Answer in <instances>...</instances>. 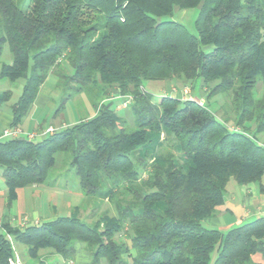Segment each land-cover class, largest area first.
Returning a JSON list of instances; mask_svg holds the SVG:
<instances>
[{"label": "trees", "instance_id": "1", "mask_svg": "<svg viewBox=\"0 0 264 264\" xmlns=\"http://www.w3.org/2000/svg\"><path fill=\"white\" fill-rule=\"evenodd\" d=\"M198 6L196 35L170 20L175 9ZM4 44L11 63L0 62V78L23 81L12 128L63 64L77 91L93 86L102 97L92 116L68 127L0 139L6 207L17 189L45 184L65 153L81 193L108 201L115 214L86 223L76 207L22 229L4 220L0 264L13 257L7 234L33 260L47 250L72 262L79 242L91 251L87 264H261L252 256L264 259V216L226 232L202 222L224 204L230 179L256 184L264 198V0H0V55ZM166 79L197 85L206 101L229 100L225 116L198 105L197 95L154 98L142 86ZM10 98L0 92V106ZM120 109L130 110L133 129Z\"/></svg>", "mask_w": 264, "mask_h": 264}, {"label": "rangeland", "instance_id": "2", "mask_svg": "<svg viewBox=\"0 0 264 264\" xmlns=\"http://www.w3.org/2000/svg\"><path fill=\"white\" fill-rule=\"evenodd\" d=\"M15 1L20 7H23L24 3L26 2V0ZM199 13L200 6L189 9H175L170 20L182 24L190 34L196 35L197 32L195 28V20L197 19ZM207 49H209V46L206 47V50ZM0 62L5 64L11 63V54L7 44H4L2 48ZM61 69L59 73L57 71L56 74L50 73L47 76L39 91V94L44 97L42 98V105L39 104L37 106H32L28 115L22 118V122H25L27 118H30L34 114L37 119H40V122L43 126L46 127L50 124L57 126L60 121L64 120L66 123L70 124L74 121V119L80 120L94 113L95 105L98 104L99 100L102 98L98 89L91 86L89 90L77 91L76 80L74 79L73 81L71 79L66 78V76L72 75V70L69 65L63 64L61 66ZM22 85V80H18L14 83H11L6 78H0V92L6 90L11 91V98L8 100V102L3 103L0 106L1 111H5L8 113L11 112V105L16 101V99L20 95ZM142 86L146 91L151 93L154 98H159L160 96H171L183 99V97L186 98L187 95L192 98L197 95L198 99H202L205 103H207L209 109L214 112L217 118H223V116H225L223 114L224 107H228L230 103V101L227 99L225 101L223 99L224 97L222 98L221 95L214 96L210 98V100L206 101V93L202 90H199V87L197 85H195L193 90H191V87L188 84L183 87V83L175 79L145 80L142 82ZM183 90H186L188 92L186 96H183ZM256 91V97H259L261 92ZM58 109H60L58 112L59 116H57L58 113L56 112ZM117 115L124 118L126 127L128 129H133L134 121L129 109L117 110ZM227 116L229 118V122L227 124L232 127L234 119L233 113L229 111L227 112ZM258 139L264 142V135H260ZM68 157L69 155L65 153L56 154L54 166L52 167V169H50L48 173V182L46 183V185H41L38 189V191L41 192L49 191L47 189L49 187H56L54 190H59V196L63 197L62 207L57 206V203L54 200H51V203L57 206V215L61 217L69 216L71 212L75 209L74 207L76 206L78 207L79 219L86 223H91L92 220L94 221L95 219L102 216L104 213L114 215L115 211L113 205L110 204L108 201L99 198H89L84 196L83 193H80L81 191L79 189L78 180L73 169H71L69 165ZM251 185L256 188L258 196L261 198V201L264 205V198L259 193L257 185ZM242 187L246 186H239L235 183L233 179H230L226 185L224 192L225 204L219 207V210H223V208L226 206L232 208L233 215L239 216L240 213L242 214L244 208V205L242 203L243 197L242 195H240V188ZM24 190L25 192L31 191V189L26 187L24 188ZM75 192H78L80 194V198L78 200H76L77 198ZM42 198L43 197L40 196L36 199H33L28 197L26 194L24 200L20 199V202L23 205L27 216L30 217L32 220H35L33 216L35 212H40L39 209L44 207ZM63 204H66L65 206L67 207L65 208ZM258 204L261 203L255 201L253 202L252 206L248 209L253 210ZM32 206L35 208L38 206L39 209H36V211L34 212ZM238 208L240 209L238 210ZM5 212H8V208L5 207V196L2 195L0 196V217L1 215H4L3 213ZM230 216V214L226 217H223L222 215L223 219L226 221L230 219ZM22 222V225H26L27 222H29V219L23 217ZM202 225L204 228L210 229L207 222L203 221ZM222 232H226V230H222ZM12 242L15 252L19 256L23 264H36L38 262L37 259L48 263L56 264L60 261L59 256L55 254H50L47 250L40 251L37 259H30L25 253L26 249L23 244L15 241ZM85 248L90 261L91 251L87 247ZM252 261L254 263L264 264V259L259 253L252 256ZM100 264L106 263L102 260Z\"/></svg>", "mask_w": 264, "mask_h": 264}, {"label": "crops", "instance_id": "3", "mask_svg": "<svg viewBox=\"0 0 264 264\" xmlns=\"http://www.w3.org/2000/svg\"><path fill=\"white\" fill-rule=\"evenodd\" d=\"M42 98H44V97L38 93V95H37L32 106H34V105L37 106L39 104L42 105V103H43ZM93 114L94 113H92L91 115H88V117L92 116ZM57 116H59V113ZM12 121H13V118H12L11 112L8 113V112L0 110V136L4 130L12 128ZM77 121H78L77 119H74V121L69 124L63 120V121H60L57 126L50 124V125L45 127L41 124L40 119H37L35 117V115L33 114L30 118H27V120H25V122H22V120H21L20 124L15 128L22 131L23 133H37L41 130H45L48 127H53L55 130L58 131L62 128L68 127V126L76 123ZM36 139H38V138H36ZM0 179H1L0 180V196H2V195L5 196V207H6V188H5L4 182L1 178V174H0ZM47 182H48V180L46 181V183ZM46 183H45V185H46ZM39 187L40 186H28V187H26V188L31 189V191H29V192H25V190H24L25 187L17 189L16 190L17 197H16L15 201L12 203L11 207L8 208V212L3 213L4 215H1V217H0L1 224L5 220L10 224V226L22 229V228H26L28 226H33V225L49 222V221L56 219L57 217H61V216L57 215L58 214L57 206L62 207V203H63V200H62L63 197H60L58 194L59 190H54L56 187H52V188L49 187V188H47L49 191H42L41 192V191H38ZM240 189H241L240 195H242V197H243L242 203L244 205L242 214L240 213L239 216L233 215L232 214L233 213L232 208L226 207V206L223 208V210L218 209L217 213L214 216L206 218L203 220L204 222L208 223L210 228L212 227L213 229H218L221 231L222 230L227 231L228 229L235 227L237 225H240L246 221L252 220V219L257 218V217L264 216V205L261 201V198L258 196V192L256 191V188H254V186H252V185H248V186L242 187ZM26 194L28 197L33 198V199L34 198L36 199L37 197H40V196L43 197L42 198L43 205H44L43 208L39 209L38 206L36 208L32 206V209L34 212L36 211V209L40 210V212L36 211L35 214L33 215L35 220H32L30 217L27 216L26 211L24 210V207L20 202V199H22V200L25 199ZM75 195L77 198L76 200H78L80 198L79 197L80 194L78 192H75ZM51 200H54L57 203V206L53 205L51 203ZM255 201L260 202L261 204H258L253 210L248 209L252 206L253 202H255ZM63 205L65 208L67 207V206H65L66 204H63ZM76 207H74V208H76ZM239 209L240 208H238V210ZM70 210H72V209H70ZM228 213L231 216H230V219H228L226 221L223 219V217L229 216ZM222 215H223V217H222ZM23 217L29 219V222H27L26 225H22L23 224V222H22ZM73 247H74V258H73V261L71 264H87L89 262V256H88L87 251L85 250L86 246L83 243L76 242L73 244ZM68 263H69V261H64L61 257H60V261L57 262V264H68Z\"/></svg>", "mask_w": 264, "mask_h": 264}, {"label": "built area", "instance_id": "4", "mask_svg": "<svg viewBox=\"0 0 264 264\" xmlns=\"http://www.w3.org/2000/svg\"><path fill=\"white\" fill-rule=\"evenodd\" d=\"M187 93L188 92L186 90H183L182 94H183V96H186ZM131 99H132L131 96L124 97V101L121 102V104L117 105V109L121 108V107H123V108L126 107L127 104H129V102L131 101ZM192 99L193 98L188 96V95L186 96V98L183 97V100H192ZM195 101L198 103V105L202 106L203 100L199 99V100H195ZM54 131H55V129L53 127H48L45 130H41L37 133H23L22 131L18 130L17 128H11V129L4 130L0 136V139L17 138V137H25L27 139H35L38 137L40 138L42 136H46L47 134H51ZM0 232L6 234L4 228L2 227L1 222H0ZM6 236L9 240L11 247H12V250H13V257L8 260V264H23V262L21 261V259L17 255V253L15 252V249L13 247L12 237L8 234ZM69 263L71 264L72 262L69 261Z\"/></svg>", "mask_w": 264, "mask_h": 264}]
</instances>
